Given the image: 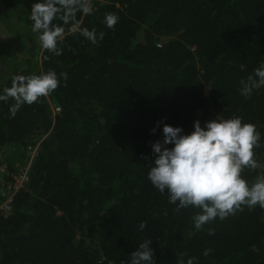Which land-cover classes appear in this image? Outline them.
Returning <instances> with one entry per match:
<instances>
[{
  "label": "trees",
  "instance_id": "16d2710c",
  "mask_svg": "<svg viewBox=\"0 0 264 264\" xmlns=\"http://www.w3.org/2000/svg\"><path fill=\"white\" fill-rule=\"evenodd\" d=\"M35 2L0 0V21L20 7L32 29ZM91 4V15L77 12L63 25L61 55L42 48L33 66L0 72V91L17 76L68 74L15 116L12 98L0 102V152L39 140L27 186L0 212V264H126L146 239L155 264H264V208L242 206L196 230L200 209L177 210L147 179L161 124L188 134L195 120L203 126L216 117L254 123V159L264 165V87L240 94V81L264 63V0ZM108 13L119 17L111 29ZM81 28L103 39L92 44ZM5 164L9 180L16 169ZM241 175L251 185L264 169Z\"/></svg>",
  "mask_w": 264,
  "mask_h": 264
},
{
  "label": "clouds",
  "instance_id": "9594fccd",
  "mask_svg": "<svg viewBox=\"0 0 264 264\" xmlns=\"http://www.w3.org/2000/svg\"><path fill=\"white\" fill-rule=\"evenodd\" d=\"M94 9L91 0H36L31 9L32 31L38 34L42 48L59 56L62 50L58 43L63 39L65 28L76 20V13L91 15ZM59 18L61 24L53 21ZM119 17L108 13L104 17L107 28L111 29ZM80 35L95 44L103 39L95 30L81 28ZM68 74L48 71L40 75L17 76L11 86L0 91V102L12 98L9 113L15 116L19 108L35 103L38 98L49 95L67 81ZM240 94L249 96L253 90L264 87V63L253 69L251 75L240 81ZM155 128L151 131L154 133ZM162 139L151 144L153 161L147 173L151 185L162 194H167L168 203L177 210L199 208L193 217V226L201 230L215 219L224 220L242 206L264 208V175L249 184L241 173L245 167L264 169L254 159L253 149L259 147L260 132L254 123H245L238 116L204 122L201 126L195 120L192 131L184 134L182 128L161 124ZM170 145V147H169ZM145 222L138 230L143 231ZM213 235V230H208ZM152 241L146 239L131 252L126 264H155ZM206 249L203 255H208ZM188 264H192L189 260Z\"/></svg>",
  "mask_w": 264,
  "mask_h": 264
},
{
  "label": "rangeland",
  "instance_id": "374dc122",
  "mask_svg": "<svg viewBox=\"0 0 264 264\" xmlns=\"http://www.w3.org/2000/svg\"><path fill=\"white\" fill-rule=\"evenodd\" d=\"M41 50L38 35L26 26L20 7L15 8L5 21H0V72L11 66L17 69L25 68L28 63L33 66L39 60ZM38 149L39 140L34 150ZM0 155L1 161L14 169L25 164L30 157L26 150L15 148L4 149Z\"/></svg>",
  "mask_w": 264,
  "mask_h": 264
},
{
  "label": "built area",
  "instance_id": "2783aa9c",
  "mask_svg": "<svg viewBox=\"0 0 264 264\" xmlns=\"http://www.w3.org/2000/svg\"><path fill=\"white\" fill-rule=\"evenodd\" d=\"M52 114L55 116L60 113V108L58 106H51ZM36 144L28 146L25 150L26 153L30 154V157L27 158L28 161L15 168V172L9 180H6L8 177V172L6 170V164L2 163L0 166V212L8 214L9 206L16 196V194L22 191L28 184V173L31 163L37 156L38 151L34 150ZM39 150V149H38ZM30 152V153H29Z\"/></svg>",
  "mask_w": 264,
  "mask_h": 264
}]
</instances>
